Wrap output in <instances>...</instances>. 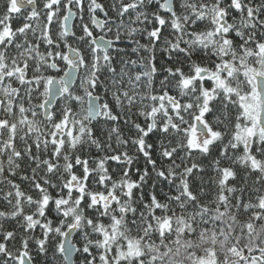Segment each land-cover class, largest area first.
<instances>
[{
    "label": "snow or ice",
    "instance_id": "1",
    "mask_svg": "<svg viewBox=\"0 0 264 264\" xmlns=\"http://www.w3.org/2000/svg\"><path fill=\"white\" fill-rule=\"evenodd\" d=\"M0 264H264V0H0Z\"/></svg>",
    "mask_w": 264,
    "mask_h": 264
}]
</instances>
